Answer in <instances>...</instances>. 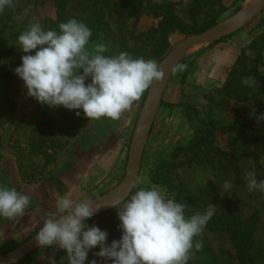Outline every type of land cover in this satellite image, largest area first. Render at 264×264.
Returning <instances> with one entry per match:
<instances>
[{
	"label": "rangeland",
	"instance_id": "1",
	"mask_svg": "<svg viewBox=\"0 0 264 264\" xmlns=\"http://www.w3.org/2000/svg\"><path fill=\"white\" fill-rule=\"evenodd\" d=\"M118 1L111 0V3L115 5ZM173 1L178 4L177 14L189 22L188 13L192 0ZM246 1L224 0L228 11L223 20L234 15ZM26 9L29 10L27 15L24 14ZM69 9L71 14L78 16H89L94 10L88 0H71ZM105 14L112 27L117 30V16L110 14L108 9ZM53 16L54 11L49 0H24L18 8L16 30L22 33L34 19L41 22ZM263 19L262 13L249 26L230 38L197 46L180 62L165 92L163 102L176 105L186 95L199 112L200 118L214 121L216 127L221 130H215L212 135H208L204 131L205 128L184 108L161 107L145 149L136 187L131 194L140 188L155 185L166 198H171L166 187L154 184L151 178L160 167H165L166 173L169 172L168 164L173 163L175 168L170 174L172 179L183 181L191 188L213 185L222 204L239 206L245 218L256 212L258 221L255 238L261 242H264V193L260 192L259 188L248 191L246 173L255 172L257 185L264 180V142L257 137L256 139L252 131L264 129V119H260L264 113L256 102L246 101L243 94L233 95L235 99L229 96L227 98L222 90L233 67L237 65L242 50L263 33ZM158 22L159 20L151 15H145L139 21L131 18L127 21L128 32H145L156 28ZM184 38L186 37L177 34L172 39V46ZM96 44L104 43H93L88 46L89 50ZM247 54L251 55L248 58L250 61L253 55L250 50ZM185 61L194 65L191 64L186 69L182 64ZM246 69L241 70L240 78L248 77V70L251 68L247 66ZM259 74L264 76V67L259 68ZM147 91L115 121L107 118L90 121L83 118V113L81 117H77L74 111L63 107L53 109L41 106L35 100L29 104L27 98H18L19 105L24 109L15 114V122L17 123V119L27 110L31 111L36 119L45 122L52 119L53 123L63 130L60 131V136L64 146L57 151L43 175L28 183L21 178L15 151L6 141L8 135L14 133L15 126L3 132L6 137L0 158V187L15 188L21 194L28 195L31 203L23 214L17 217H0V255H6L36 235L46 219L61 215L56 209L58 197L68 194L75 203L91 201L124 180L133 132L141 115ZM246 95L250 97L252 90ZM223 98L226 99L225 102L221 100ZM47 112L51 116L49 120ZM204 134L211 139L210 144L197 148L196 156L195 153L187 154L182 150L175 153L176 149H185L196 137H202ZM227 154L231 156L227 157ZM236 157L237 161L233 160ZM225 182H229L230 187L225 188ZM116 208L118 214L119 207ZM97 224V221L87 222L88 227H99L108 233V224ZM202 234L217 253L228 252L235 255L236 251L228 234L213 233L209 230H203ZM99 250L97 247L89 252L87 264L92 260H96L97 264H104L101 258L94 255ZM192 258L193 253L190 250L187 264H190ZM25 264H67V254L58 246L43 247L27 257ZM108 264H111V261H108Z\"/></svg>",
	"mask_w": 264,
	"mask_h": 264
},
{
	"label": "clouds",
	"instance_id": "2",
	"mask_svg": "<svg viewBox=\"0 0 264 264\" xmlns=\"http://www.w3.org/2000/svg\"><path fill=\"white\" fill-rule=\"evenodd\" d=\"M12 6L13 0H0V12ZM91 35V29L75 18L60 23L59 32L45 30L34 19L18 36L16 46L24 55L14 74L23 82L27 96L41 106L63 107L74 111L77 117L83 113V118L90 121L119 120L165 74L152 59L132 58L123 51L108 56L104 44L89 50ZM89 78L91 82L86 84ZM242 84L255 87L256 81L249 76L242 78ZM255 175L254 171L246 173L248 191L259 188L264 193V180L257 185ZM228 187L230 183L225 182ZM30 203V197L15 188L0 187V217H17ZM111 206L119 207L121 237L110 246L106 231L87 226L97 210L91 201L75 203L68 194L57 198L56 209L61 215L44 221L35 235L36 243L64 250L67 264H87L89 252L97 247L100 250L94 255L104 264H187L194 237L204 230L216 211L209 204L203 212L186 218L184 204L166 198L155 185L140 188L123 203L113 200ZM195 247L198 250L201 244Z\"/></svg>",
	"mask_w": 264,
	"mask_h": 264
},
{
	"label": "trees",
	"instance_id": "3",
	"mask_svg": "<svg viewBox=\"0 0 264 264\" xmlns=\"http://www.w3.org/2000/svg\"><path fill=\"white\" fill-rule=\"evenodd\" d=\"M22 1L24 0H13L12 7H6L0 12V158L5 142L4 137H6L3 132L15 126L14 133L8 135L6 141L7 144H11L15 151L21 178L28 181V183H32L43 175L48 164L54 160L55 154L63 148L64 144L60 136V131L63 130L53 123L48 112L49 122L34 118L31 111L28 110L22 113L17 119V123L15 122L17 118L15 114H19L21 109H24L19 105L18 98H27L29 104L34 100L27 96V90L24 88L23 82L14 74V69L21 64V56L24 55L16 46L18 36L21 34L16 30V20L18 8ZM49 1L54 16L40 22L45 30L52 29L59 32L60 23L75 18L91 29L92 35L89 45L98 41L106 45L108 51L105 55L115 56L123 51L128 52L132 58L142 57L145 60H155L158 65L170 51L172 39L177 34L185 37L201 34L220 23L228 11L224 0H192L188 13L189 22H187L177 14L176 7L178 4L173 0H119L115 5L111 3V0H88L94 10L89 16H78L70 12L71 0ZM107 9L110 14L117 16V30L112 27L110 21L106 18L105 11ZM238 10L239 8L235 13ZM145 15H151L153 18L158 19V26L138 34L129 33L127 21L131 18L139 21ZM249 50L253 55L250 61H248V58L251 55L247 54ZM182 64L185 65L186 69L191 64L194 65L190 61H185ZM247 66L251 68L248 70V77L252 76L256 80L255 87L242 84L241 70H247ZM261 67H264V31L242 50L237 65L233 67L228 82L222 90L223 95L235 99L233 95L240 96L243 94L246 101L256 102L264 113V76L259 74V68ZM90 82L89 78L86 84ZM259 82L263 84H258ZM251 90L252 95L248 97L246 94ZM221 100L225 102L226 99ZM161 107L184 108L192 118L205 128L204 131L208 135H212L215 130H221V128L216 127L214 121L202 120L199 112L190 103L186 95L176 105L162 102ZM44 112L42 111V113ZM252 131L255 138L257 137L264 142V129H252ZM210 140L204 134L202 137H196L185 149H176L175 153L182 150L187 154L189 152L195 153L196 156V149L207 147ZM218 152L225 154L222 151ZM231 154L226 156L229 157ZM237 159L238 157L233 158L236 161ZM174 168L173 163L168 164L170 171L166 173L165 167H160L152 175V182L156 185L165 186L171 198L184 204L186 218L198 211L203 212L209 204L215 206L216 211L204 230L228 234L236 251L235 255L228 252L217 253L201 232L193 239L191 249L193 258L189 263L264 264V242L255 238L258 221L257 213L253 212L248 218H245L240 212L239 206L223 205L213 185L191 188L183 181L172 179L170 174ZM117 210L118 208L111 209L87 221L88 223L97 221V226L102 222L109 225L107 240L109 246L113 240H119L121 237V232L118 230L120 221ZM197 243L201 244L198 250L195 247ZM26 261L27 258L19 264H25Z\"/></svg>",
	"mask_w": 264,
	"mask_h": 264
},
{
	"label": "water",
	"instance_id": "4",
	"mask_svg": "<svg viewBox=\"0 0 264 264\" xmlns=\"http://www.w3.org/2000/svg\"><path fill=\"white\" fill-rule=\"evenodd\" d=\"M245 4L234 15L222 20L211 29L201 34L190 35L173 45L159 63L160 69L165 75L159 82H154L147 91L141 115L133 132L125 178L118 186L91 200V206L93 209H97L93 217L116 208L111 206L113 200L120 199L123 203L134 191L136 183L135 186L133 185L134 182H137L142 168L151 130L161 108L165 92L180 62L197 46L209 45L240 32L264 12V0L257 1L249 8H246ZM41 248L43 247L38 246L34 235L6 255H0V264H19Z\"/></svg>",
	"mask_w": 264,
	"mask_h": 264
},
{
	"label": "bare ground",
	"instance_id": "5",
	"mask_svg": "<svg viewBox=\"0 0 264 264\" xmlns=\"http://www.w3.org/2000/svg\"><path fill=\"white\" fill-rule=\"evenodd\" d=\"M257 1L259 0H249L247 3H246V8H249L251 7L254 3H256Z\"/></svg>",
	"mask_w": 264,
	"mask_h": 264
}]
</instances>
